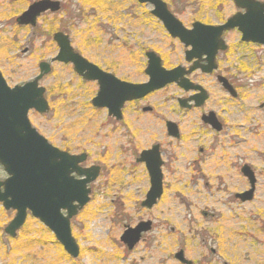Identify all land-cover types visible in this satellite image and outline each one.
I'll list each match as a JSON object with an SVG mask.
<instances>
[{"label":"rangeland","instance_id":"rangeland-1","mask_svg":"<svg viewBox=\"0 0 264 264\" xmlns=\"http://www.w3.org/2000/svg\"><path fill=\"white\" fill-rule=\"evenodd\" d=\"M35 1L0 0V71L14 87L32 81L41 62L51 64V73L40 82L50 109L45 115L30 111L29 119L53 146L87 153L85 166L98 165L101 173L89 186L90 202L71 221L80 248L77 259L30 215L15 239L5 235L3 228L15 214L0 205V264H180L176 254L181 250L193 264H264V109L259 107L264 102V46L246 45L233 59L228 54L219 59L240 93L232 99L218 87L209 90L205 110L219 115L222 132L202 122V111L180 109L177 99L183 93L176 87L149 97L154 113L140 120L135 146L140 154L162 144L164 192L147 210L141 207L150 188L145 167L136 163L135 153L124 150L116 122L92 107L96 86L73 75L70 65L52 64L58 53L53 34L65 32L84 58L135 82L147 80L145 53L153 45L168 53V68L183 64L184 55L150 14L152 8L136 0H58L72 17L62 10L45 14L34 30L19 27L16 19ZM162 1L187 27L196 21L220 23L235 13L231 0ZM238 37L228 36L230 42ZM167 120L180 125L183 140L160 136ZM245 164L255 171L258 184L254 199L243 203L235 195L249 189L241 173ZM177 185L184 199L177 216L167 220L160 211ZM217 194L221 199L212 201ZM225 215L229 222L222 226ZM139 222H151L152 230L129 251L120 236Z\"/></svg>","mask_w":264,"mask_h":264},{"label":"water","instance_id":"water-1","mask_svg":"<svg viewBox=\"0 0 264 264\" xmlns=\"http://www.w3.org/2000/svg\"><path fill=\"white\" fill-rule=\"evenodd\" d=\"M233 1L237 8L246 11L245 14H236L224 26L215 28L197 23L192 32L199 31L200 39L198 36L191 39L192 37L187 35L182 24L169 12L162 0H138L141 4L154 6L152 14L162 21L173 37L180 38L186 45L191 42L203 48L194 57L200 58L207 55L208 66L201 67L206 73L217 68L215 59L218 51L226 50L221 39L225 31L238 28L242 33L243 42L264 45V3L255 0ZM60 8V3L57 1L40 0L31 4L16 22L19 26L35 28L37 20L43 14L57 13ZM53 38L60 50L52 63H73L75 71L85 80L98 81L99 92L92 101L93 105L98 108H107L109 115L117 119L120 118L124 102L143 98L168 84L178 82L181 77L184 82L179 85L184 87L188 83L183 79L184 73L180 72V69L166 71L160 67V64H153L152 57L155 56L153 53L148 54L150 57L149 67L146 70L150 78L148 83L131 85L120 82L82 58L71 47L68 36L59 32ZM192 59L191 55L188 60ZM197 68L194 66L188 73ZM50 71L49 64L41 63L40 74L32 82L14 88L8 87L0 72V164L9 175L5 182H0V202L4 204L5 209H13L17 212L6 233L16 236V231L24 224L29 211L34 218L40 220L55 234L65 251L76 258L79 255V248L72 237L70 220L89 203L91 189L88 185L97 179L100 168H80L79 164L86 160V155L74 156L60 151L50 145L31 126L28 119L30 110H35L39 114L49 111V105L45 99V88L39 87V82ZM218 81L222 84L224 82V88L236 97V92L224 78L220 77ZM192 88V86H186V90ZM194 89H200L202 92L195 97V105L199 107L207 99V95L200 87H194ZM188 101L190 100H180V106L190 109L187 105ZM213 116L214 114H210V117L205 120L214 123ZM167 130L171 137L179 138L176 124L168 122ZM138 162L146 164L149 174L150 189L141 206L150 210L163 195V163L158 146L142 152ZM243 172L250 177L252 184L250 191L238 196L246 202L253 197L255 180L247 167L243 169ZM74 174L84 178L76 179ZM62 211H67V215L65 216ZM151 229V222L139 223L133 229L128 228L122 235L121 241L129 250H132L140 242L142 234L148 233ZM176 259L183 264H191L184 258L183 251L176 255Z\"/></svg>","mask_w":264,"mask_h":264},{"label":"flooded vegetation","instance_id":"flooded-vegetation-1","mask_svg":"<svg viewBox=\"0 0 264 264\" xmlns=\"http://www.w3.org/2000/svg\"><path fill=\"white\" fill-rule=\"evenodd\" d=\"M231 2L233 3V7L235 8V13L233 15H231L230 17H228L225 21H222L220 23H206V22L200 21V23L204 24L205 26H209V27H218L219 25L220 26L223 25L228 19H230L232 16H235L236 14H239V13L245 14L246 11L244 9H242V10L238 9L237 6L234 4V2L232 0H231ZM61 4H62V2H61ZM62 7H64V5H62ZM64 10H66V9H64ZM194 23H192L190 25V27H187V26L186 27L188 29H191V27H192V25ZM159 24L164 29L163 24L161 22H159ZM234 33H237L238 34V36H239L238 38H240V41L239 40H237L236 42H230L229 41L230 38H228V36L229 35H233ZM165 34L168 36V38L171 41H174L175 43L178 44V48H180L181 54L184 55V58H183L184 63L183 64H179L178 63L176 66L171 67V68H168L167 67V62H168L167 61V58L169 57L168 53H166L165 51L162 52L161 50H159L158 48H156L155 45H153L151 47V50H148V51H154L161 58L162 66L165 69H167V70L173 69V68H175L177 66L182 67L183 68L182 70L184 72L183 79L188 82V83H186V86L189 85V86H192L193 87L189 91L186 90V86L185 87H182V86H179V84H171V85H168L166 88H168L170 86H173V87H176L177 89H179V91L181 93H183L182 95H179L178 96V99H177V103H178L179 107H180V100H190V101L187 102V105L190 106V109H188V108H185L184 109V108H181V107H180V109L186 110V111H202L201 112V120H202V122L205 125L209 126L212 129V131H215L216 133L222 132L223 129H224V125L225 124H224V122H222V119H220L219 115L217 113L211 111V110L210 111H206L205 110L206 107H207V105H208V103L211 100V94H210L209 90L211 88H213L214 86L215 87H218L221 90L222 93H225L227 96H229L232 99H237L240 93H238L239 92V87L236 84V82L233 80V78L231 77L230 73L228 71H224V69H222L220 67L219 59H220L221 56L228 54V58H229V60H231V59H233L235 57V54H238L241 51V49L243 47H245L246 45H256L255 47L261 46V45L242 42V40H241V37L242 36H241V34H240V32L238 30L224 32L223 35H222V37H221V39L224 41V44L226 45V50L225 51H218V53L216 55V59H215L217 68L214 69L210 73H206L205 71H203L201 69V67H204V66L207 67L208 66V64L206 63V57H203L200 60H197L199 62V63H197L199 67L197 69L191 71L190 73L186 74L187 72L190 71V68L195 65L194 62H188L187 61V56L188 55H186V52L191 51L192 50V47L186 48V46H184V44L180 43L178 40L172 39L170 37V35L166 31H165ZM145 58H146V64H147L146 53H145ZM86 60L92 66H95L96 68L102 70L104 73L110 74L111 76L117 78L120 81L128 82V83H131V84L144 83V82H135V81H133L131 79L130 80L123 79L122 77H120V76L117 75V73H116L115 70H112V69H109L108 70L107 68L104 69V68L98 66L97 64L89 61L88 59H86ZM135 65L136 64H135L134 61H130V66L133 67ZM70 66L72 67L73 75H75L77 78L81 79V81L83 83H91V84H93V85L96 86V88H97L96 95H97L98 94V91H99V84H98V82L97 81H86V80H84L82 77L78 76L75 73L74 66H72V65H70ZM220 77L224 78L227 81V83L233 88V90L236 92V97H233L232 94L228 90H226L224 88V82L222 84V83H220L218 81V79ZM183 82L184 81H182V79H181L180 80V83H183ZM194 87H200V88H202L203 91H205L206 92V95H207V99L199 107H196V105H195L196 104L195 97H198L200 94H202V92H201L200 89L195 90ZM163 90H165V88ZM154 93H156V92H154ZM154 93H152V94L144 97L141 100H133V101L126 102L124 104L122 110H121V115H120V118L119 119H117V118L114 119V118L110 117L108 115V111L106 109H98V110H102V111H105L106 112L107 119L109 121H113L114 120L116 122V125H118V133H119L118 138H119L120 143L124 146V150H127V152L135 153L134 155L137 156L136 163L143 165L145 167L146 171H147L146 164L145 163H142V162H138V159L140 158V154L143 151L152 150L156 146H158V148H159L160 158H161L162 163H163L162 169H163V166H164V161H163V155L164 154H163V150H162V144H160V143H154L150 147H148L147 149L142 150L140 152V154H137L138 153V150L136 149V146H135L136 145V138H137V134H138V127H139L140 120L144 117V115H150V114L154 113V108L151 107L148 104L149 97L151 95H153ZM95 96L90 101L91 102V105H92V100L95 98ZM216 99L218 100V97ZM259 107L261 109H264V102H262L259 105ZM210 114H214V116L212 118L214 123H210L207 120H205V119H207V118L210 117ZM169 121H171V120H167L164 123V129L165 130H163V131L161 130L159 132V134H160L161 137L162 136H164V137L167 136V137L171 138L170 135L168 134V130H167V122H169ZM172 122H174V121H172ZM174 123H176V122H174ZM177 127H178L179 138H177V139L171 138V139H174L176 141H181V140L184 139V137H183V134H182V131H181V128H180V125L179 124H177ZM218 127H220V130H218ZM200 151L203 152L202 149ZM66 152L67 153H70L68 151H66ZM81 154H85L86 155V160L83 163H81V166L82 167L89 168V167L97 166V167L100 168V173H101V167L98 166V165L85 166L86 162L89 159V156L85 152H81V153H78L76 155H81ZM70 155H73V154L70 153ZM245 167H247L249 169V171L252 173V178H254V180H255L253 197H252V199L250 201H252L254 199V197H255L256 185L258 184V178H257V175H256L255 171L249 165H247V164L243 165L242 168H241V173H242L243 177L246 178V180H247V182L249 184V189L246 190V191H244V192H242V193H237L235 195V198L236 199H239L241 202H243V201L238 196L243 195V194H246L248 191H250L251 190V185H252L251 184L250 177L243 172V169ZM0 169H1V172L3 173V175H4V177L0 178V182H4L7 179V175H6V173L4 172V169L1 166H0ZM147 174H148V171H147ZM1 190L4 191L3 187L1 188ZM250 201H246V202H250ZM243 203H245V202H243ZM9 211H12V210H9ZM14 214H15V212H14ZM204 215L207 216L208 214L207 213H204ZM9 224H10V222L3 228V232H4L5 235H7L6 234V228H7V226ZM142 240H143V238H142ZM212 252L214 253V251H212ZM191 264H193V262Z\"/></svg>","mask_w":264,"mask_h":264},{"label":"bare ground","instance_id":"bare-ground-1","mask_svg":"<svg viewBox=\"0 0 264 264\" xmlns=\"http://www.w3.org/2000/svg\"><path fill=\"white\" fill-rule=\"evenodd\" d=\"M216 174H218V171L216 172ZM176 187L178 188L175 189V195L171 196L170 199H165L164 201L165 207L160 211V213L163 214L165 216L164 218H167V220L174 219V217L177 216L180 210L178 203L180 200L184 199L183 196L179 195L181 194V189L179 187H182V185H177ZM219 199H221L220 194H217L216 197H212V201H218ZM228 220L229 219L225 215L224 218L221 220V225L224 226L226 223L229 222ZM230 224L233 228L238 229L237 231L240 232V227L235 222H230ZM253 224H254L253 221H249L247 227H252ZM96 235H99V233H97Z\"/></svg>","mask_w":264,"mask_h":264},{"label":"trees","instance_id":"trees-1","mask_svg":"<svg viewBox=\"0 0 264 264\" xmlns=\"http://www.w3.org/2000/svg\"><path fill=\"white\" fill-rule=\"evenodd\" d=\"M66 8H67V7H64V9H66ZM66 10H67V15H68V17H72L70 11H69L68 9H66Z\"/></svg>","mask_w":264,"mask_h":264}]
</instances>
